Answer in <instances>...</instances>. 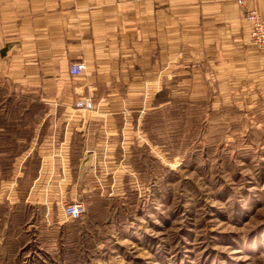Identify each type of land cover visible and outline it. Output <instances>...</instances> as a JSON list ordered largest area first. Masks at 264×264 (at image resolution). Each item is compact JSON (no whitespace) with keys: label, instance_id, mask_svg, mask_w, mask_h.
<instances>
[{"label":"crops","instance_id":"obj_1","mask_svg":"<svg viewBox=\"0 0 264 264\" xmlns=\"http://www.w3.org/2000/svg\"><path fill=\"white\" fill-rule=\"evenodd\" d=\"M243 2L264 15V0ZM249 29L237 0H0V86L56 106L43 142L14 157L39 160L25 196L61 207L138 180L134 150L161 148L150 127L181 106L264 108V48ZM77 61L85 69L72 76ZM79 98L94 107H74Z\"/></svg>","mask_w":264,"mask_h":264},{"label":"rangeland","instance_id":"obj_2","mask_svg":"<svg viewBox=\"0 0 264 264\" xmlns=\"http://www.w3.org/2000/svg\"><path fill=\"white\" fill-rule=\"evenodd\" d=\"M50 108L28 86H0V264H264V108L181 106L150 127L163 148L134 150L141 179L61 207L25 196L36 151L14 160L43 142ZM72 200L79 218L63 213Z\"/></svg>","mask_w":264,"mask_h":264},{"label":"built area","instance_id":"obj_3","mask_svg":"<svg viewBox=\"0 0 264 264\" xmlns=\"http://www.w3.org/2000/svg\"><path fill=\"white\" fill-rule=\"evenodd\" d=\"M240 11L244 18L249 22V44L256 48H264V15H261L255 8L247 7L243 0H237ZM85 69L82 61L73 62L68 67V72L72 76L79 75ZM74 107L91 109L94 107L93 101L88 98H79L74 101ZM65 216L75 219L85 213V205L80 200H72L63 204Z\"/></svg>","mask_w":264,"mask_h":264}]
</instances>
